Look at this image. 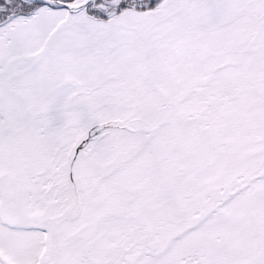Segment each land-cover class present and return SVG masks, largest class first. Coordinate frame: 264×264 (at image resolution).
<instances>
[{
    "label": "snow or ice",
    "instance_id": "6c2138e0",
    "mask_svg": "<svg viewBox=\"0 0 264 264\" xmlns=\"http://www.w3.org/2000/svg\"><path fill=\"white\" fill-rule=\"evenodd\" d=\"M0 264H264V0H0Z\"/></svg>",
    "mask_w": 264,
    "mask_h": 264
}]
</instances>
